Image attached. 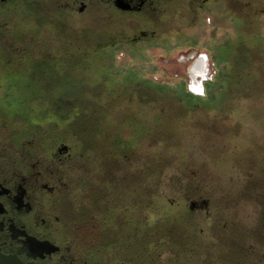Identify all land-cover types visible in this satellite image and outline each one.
I'll return each instance as SVG.
<instances>
[{
	"label": "flooded vegetation",
	"instance_id": "flooded-vegetation-1",
	"mask_svg": "<svg viewBox=\"0 0 264 264\" xmlns=\"http://www.w3.org/2000/svg\"><path fill=\"white\" fill-rule=\"evenodd\" d=\"M209 1L0 0V264H264V152H137L155 85L102 74Z\"/></svg>",
	"mask_w": 264,
	"mask_h": 264
},
{
	"label": "rangeland",
	"instance_id": "rangeland-1",
	"mask_svg": "<svg viewBox=\"0 0 264 264\" xmlns=\"http://www.w3.org/2000/svg\"><path fill=\"white\" fill-rule=\"evenodd\" d=\"M200 10L195 23L169 29L165 44L138 45L128 50L134 53L129 59L109 50L102 72L105 85L140 77L155 85L146 99L151 107L138 96L133 100L140 122L129 141L137 152H167L168 158L189 152L193 164L199 152L209 160L213 152L219 160L230 158L227 152H264V0H210ZM195 52L210 59L207 79L197 82L191 68L199 57L190 58ZM198 81L200 88H192ZM108 90L104 86V101L111 99ZM94 94L73 92L70 99L95 100ZM79 110L72 108L71 117Z\"/></svg>",
	"mask_w": 264,
	"mask_h": 264
},
{
	"label": "water",
	"instance_id": "water-1",
	"mask_svg": "<svg viewBox=\"0 0 264 264\" xmlns=\"http://www.w3.org/2000/svg\"><path fill=\"white\" fill-rule=\"evenodd\" d=\"M205 65H206L205 56H201L196 61V63L193 65V67L191 68V70L192 71H195L196 73L203 72V70L205 69Z\"/></svg>",
	"mask_w": 264,
	"mask_h": 264
},
{
	"label": "built area",
	"instance_id": "built-area-1",
	"mask_svg": "<svg viewBox=\"0 0 264 264\" xmlns=\"http://www.w3.org/2000/svg\"><path fill=\"white\" fill-rule=\"evenodd\" d=\"M193 86H195L194 83H193V85L191 87L193 88Z\"/></svg>",
	"mask_w": 264,
	"mask_h": 264
}]
</instances>
